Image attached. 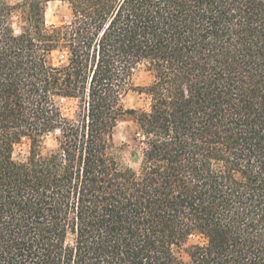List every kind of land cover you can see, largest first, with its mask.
Here are the masks:
<instances>
[{
  "label": "trees",
  "instance_id": "1",
  "mask_svg": "<svg viewBox=\"0 0 264 264\" xmlns=\"http://www.w3.org/2000/svg\"><path fill=\"white\" fill-rule=\"evenodd\" d=\"M0 264H264V0H0Z\"/></svg>",
  "mask_w": 264,
  "mask_h": 264
},
{
  "label": "rangeland",
  "instance_id": "2",
  "mask_svg": "<svg viewBox=\"0 0 264 264\" xmlns=\"http://www.w3.org/2000/svg\"><path fill=\"white\" fill-rule=\"evenodd\" d=\"M22 0H9L11 4H16L21 2ZM71 12L67 3L63 1H51L47 3L45 11H44V21L46 26H59L64 24L70 19ZM63 57L61 54L53 55V62L59 63V60H62ZM151 76L148 72H146L143 68L138 70L133 77V84L136 87L143 88L150 84ZM124 104L126 108L129 109H137L141 107H145L147 105V99L144 94H138L137 92H129L124 99ZM62 111L66 116H72L76 107L73 101H65L62 102ZM136 130V126L133 120L126 116L121 119L117 127L114 130V141L116 145H120L121 143H130V139L133 136ZM29 141L23 140L20 144H18L13 153V157L16 160H25L28 156L29 152ZM43 154L54 151L57 148V143L55 140V135L50 134L43 139ZM126 163V158L123 157V161ZM198 239L191 238L190 243L197 242ZM176 253L183 259H186V255L182 248L176 249Z\"/></svg>",
  "mask_w": 264,
  "mask_h": 264
}]
</instances>
